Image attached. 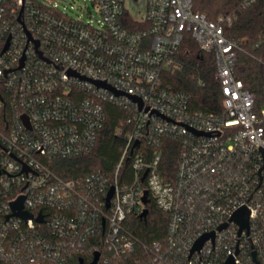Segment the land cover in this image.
Returning a JSON list of instances; mask_svg holds the SVG:
<instances>
[{
    "label": "built area",
    "instance_id": "built-area-1",
    "mask_svg": "<svg viewBox=\"0 0 264 264\" xmlns=\"http://www.w3.org/2000/svg\"><path fill=\"white\" fill-rule=\"evenodd\" d=\"M86 1L97 18L69 17L52 0H0V260L264 264V107L235 76L239 46L225 32L234 17L209 20L195 0H147L138 13L128 0ZM187 34L215 57L219 114L194 110L163 82ZM107 104L129 113L115 131L126 145L114 172L62 178L45 160L92 153ZM165 139L180 148L172 180L161 172ZM145 192L168 215L163 242L143 243L128 227L147 209ZM20 198L31 218L13 214ZM243 208L241 229L233 218Z\"/></svg>",
    "mask_w": 264,
    "mask_h": 264
},
{
    "label": "trees",
    "instance_id": "trees-1",
    "mask_svg": "<svg viewBox=\"0 0 264 264\" xmlns=\"http://www.w3.org/2000/svg\"><path fill=\"white\" fill-rule=\"evenodd\" d=\"M245 1L195 0L194 10L205 14L212 21H216L221 15L234 17L233 25L226 27L225 32L227 37L236 41L239 46L235 76L243 82L246 89L255 94L256 108L261 109L264 107V0H256L246 8L243 7ZM130 20V17H127L125 23L129 27H135ZM176 60L179 68L163 74L164 84L171 86L175 91L188 93L194 110L221 113L224 96L220 84L215 79L214 55L202 52L187 34ZM105 108L107 122L92 153L72 159L45 160V163L62 178L74 180L95 171H102L108 175L114 172L126 145L125 138L117 136L115 131L129 113L111 104H107ZM3 115L4 110H0V117ZM179 149L178 143L170 139H165L162 144L161 172L166 180H172L174 177ZM131 177L132 173L127 166L123 179L130 181ZM146 208L149 210L148 216L130 217L128 227L143 243L165 241L168 215L159 211L151 200L148 201ZM0 264L7 263L0 260Z\"/></svg>",
    "mask_w": 264,
    "mask_h": 264
},
{
    "label": "water",
    "instance_id": "water-1",
    "mask_svg": "<svg viewBox=\"0 0 264 264\" xmlns=\"http://www.w3.org/2000/svg\"><path fill=\"white\" fill-rule=\"evenodd\" d=\"M23 65V64H22ZM22 67V66H21ZM98 86L100 87H104L106 89H109L111 91H114L112 89V87H110L109 85H106V83H96ZM118 95L122 94V93H116ZM135 101H140V99L138 98H135V97H132ZM24 120L27 122V119L24 117ZM113 194H114V188L112 187L108 193V196H107V206L109 207V202L110 200L112 199L113 197ZM23 198H20L18 201L12 203V210H13V214L14 215H17V216H20L24 219H28V218H31L32 215L28 214V213H25L23 212ZM143 201L144 203H148V192H145V195H144V198H143ZM148 213H149V210L148 209H145L144 212L141 214V218H146L148 216ZM248 217H249V212L246 208H243L241 209L238 213L235 214L234 216V220L236 222H238L241 226V229H244V228H248ZM42 217H38L37 218V222H42ZM209 238V236H205L203 237L195 246L194 250H199L203 243ZM98 259V254H96V258H95V261L93 264L96 263ZM232 262H230L229 264H231Z\"/></svg>",
    "mask_w": 264,
    "mask_h": 264
},
{
    "label": "rangeland",
    "instance_id": "rangeland-1",
    "mask_svg": "<svg viewBox=\"0 0 264 264\" xmlns=\"http://www.w3.org/2000/svg\"><path fill=\"white\" fill-rule=\"evenodd\" d=\"M36 1L42 2V0ZM52 2L57 5L60 12H63L64 14H67V16L75 19L81 17L84 21L91 20L92 16L90 12L95 15L96 18L98 17L91 2H84V0H52ZM143 4V0L135 3L136 13L143 10L144 7L141 8ZM130 10H132V7H130Z\"/></svg>",
    "mask_w": 264,
    "mask_h": 264
},
{
    "label": "crops",
    "instance_id": "crops-1",
    "mask_svg": "<svg viewBox=\"0 0 264 264\" xmlns=\"http://www.w3.org/2000/svg\"><path fill=\"white\" fill-rule=\"evenodd\" d=\"M140 0H128V6L129 8L132 7V12L133 13H136V10H135V3L139 2ZM144 4L141 6L142 7H145L146 6V2L147 0H143ZM140 9V8H139ZM144 9V8H143ZM141 11V10H140ZM138 13V12H137Z\"/></svg>",
    "mask_w": 264,
    "mask_h": 264
}]
</instances>
